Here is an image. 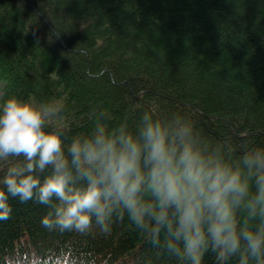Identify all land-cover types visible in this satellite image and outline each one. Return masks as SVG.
I'll return each instance as SVG.
<instances>
[{
    "label": "trees",
    "instance_id": "trees-1",
    "mask_svg": "<svg viewBox=\"0 0 264 264\" xmlns=\"http://www.w3.org/2000/svg\"><path fill=\"white\" fill-rule=\"evenodd\" d=\"M28 1L0 0V100L59 99L69 140L94 113L134 125L151 111L191 116L236 155L264 146V0ZM9 202L0 264H185L126 218L110 234L94 222L86 235L61 233L42 226L47 206Z\"/></svg>",
    "mask_w": 264,
    "mask_h": 264
},
{
    "label": "clouds",
    "instance_id": "clouds-1",
    "mask_svg": "<svg viewBox=\"0 0 264 264\" xmlns=\"http://www.w3.org/2000/svg\"><path fill=\"white\" fill-rule=\"evenodd\" d=\"M68 139L65 105L0 100V221L10 199L50 211L43 227L104 234L125 218L154 247L185 264H264V146L212 141L188 115L144 111L134 125L93 114ZM73 264H88L77 258Z\"/></svg>",
    "mask_w": 264,
    "mask_h": 264
},
{
    "label": "water",
    "instance_id": "water-1",
    "mask_svg": "<svg viewBox=\"0 0 264 264\" xmlns=\"http://www.w3.org/2000/svg\"><path fill=\"white\" fill-rule=\"evenodd\" d=\"M24 1L29 2L28 0H24Z\"/></svg>",
    "mask_w": 264,
    "mask_h": 264
}]
</instances>
